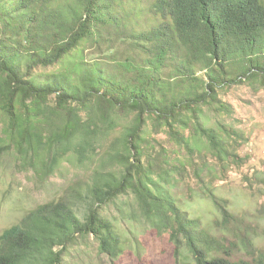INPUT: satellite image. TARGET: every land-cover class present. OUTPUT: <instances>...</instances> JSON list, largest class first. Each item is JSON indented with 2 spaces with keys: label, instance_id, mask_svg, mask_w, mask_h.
I'll return each instance as SVG.
<instances>
[{
  "label": "trees",
  "instance_id": "1",
  "mask_svg": "<svg viewBox=\"0 0 264 264\" xmlns=\"http://www.w3.org/2000/svg\"><path fill=\"white\" fill-rule=\"evenodd\" d=\"M245 83L264 86V0H0V155L44 179L64 162L92 172L6 229L0 264H65L91 236L119 258L127 242L104 211L131 197L197 264H255L226 257L173 190L208 195L246 163L244 132L219 120L234 113L222 94Z\"/></svg>",
  "mask_w": 264,
  "mask_h": 264
},
{
  "label": "rangeland",
  "instance_id": "2",
  "mask_svg": "<svg viewBox=\"0 0 264 264\" xmlns=\"http://www.w3.org/2000/svg\"><path fill=\"white\" fill-rule=\"evenodd\" d=\"M88 47L86 54L92 56L96 49ZM222 98L232 105L234 113L219 120L244 132L246 141L239 154L247 161L228 170L225 180L209 182V191L239 222L226 225L219 208L208 197L210 192L205 195L206 187L201 184L181 185L173 190L202 228L216 239L223 237L228 248L226 257L256 264L264 256V86H234ZM211 120L218 121L213 115ZM159 140L169 149L173 147L164 134L159 135ZM91 174L88 167L64 162L53 176L44 179L34 169L22 167L14 150L4 152L0 155V236L30 211L70 195L71 188L81 189ZM119 203L125 211L110 205L104 215L127 242L120 257L100 253L98 241L91 236L69 248L65 264H197L185 241L172 239L167 231L158 232L141 215L132 197L121 198Z\"/></svg>",
  "mask_w": 264,
  "mask_h": 264
}]
</instances>
